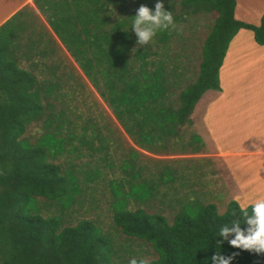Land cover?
I'll use <instances>...</instances> for the list:
<instances>
[{
  "label": "trees",
  "instance_id": "16d2710c",
  "mask_svg": "<svg viewBox=\"0 0 264 264\" xmlns=\"http://www.w3.org/2000/svg\"><path fill=\"white\" fill-rule=\"evenodd\" d=\"M162 2L165 10L172 12L176 28L187 16L216 15L202 41L195 77L182 87L183 77L174 67L175 59L165 55L171 49L168 41L176 28L157 30L148 45H136L132 30L136 10L142 4L154 10L157 0H47L46 7L39 6L100 98L118 118L126 116L135 121L140 140L148 146L160 139L156 132L174 133L187 124L204 92L219 90L217 72L229 41L239 29L251 31L253 41L264 45V13L257 26L238 22L232 17L234 0H177V10L173 1L167 5L166 0ZM109 4L112 9L106 6ZM8 21L0 26V264H117L120 247L131 246L135 240L150 245L154 258L148 260L149 264H213L211 257L216 252L225 257L235 253L231 264H264V253L234 248L217 235L223 225L232 227L233 220H239L244 230L249 227L235 201L227 202L221 214L212 203L187 201L168 223L158 212H147L153 192L144 174L150 178L153 172L137 165L132 173L129 163L121 169L122 180L106 185L114 234L103 233L97 220L81 218L74 225H64V217L72 213L71 206L82 207L87 199V206L92 207L94 192L100 191L93 176L81 182L72 174H82L81 166L88 168L92 161L76 167L72 163L84 159L81 147L91 151L90 157L86 156L91 159L92 151L102 148L98 143L106 142L101 135L102 114L84 118L85 126L77 136L70 122L83 118L64 117L63 109L72 106L69 101L76 102V96L69 92L81 94L85 85L78 77L68 87L73 75L66 69L56 72L60 61L50 63L40 80L32 71L19 67L18 51L21 54L22 49L38 44L33 38L28 43L30 37L25 44L20 41V32L29 23L10 27ZM152 47L160 57L152 59ZM35 65L31 63L30 68ZM65 86L67 90H63ZM172 89H178L175 101L170 98ZM37 122L42 131L30 143L23 135ZM75 141L79 147L72 146ZM195 148L192 146L191 151ZM60 157L68 161L64 165L56 163ZM96 162L91 170L105 165L102 157ZM162 166L154 173L160 185H171L179 179L175 169ZM180 183L185 181L181 179ZM165 195V191L160 192L157 201L171 204ZM129 201L135 208L127 207ZM173 202L182 203L177 199ZM41 207H53L56 215L42 217L38 213ZM245 208L251 216V205ZM113 236H121L123 242ZM233 238L234 234L228 237Z\"/></svg>",
  "mask_w": 264,
  "mask_h": 264
},
{
  "label": "rangeland",
  "instance_id": "374dc122",
  "mask_svg": "<svg viewBox=\"0 0 264 264\" xmlns=\"http://www.w3.org/2000/svg\"><path fill=\"white\" fill-rule=\"evenodd\" d=\"M169 1H173V6H175L174 10H177L178 7L175 3L177 0H166V3H169ZM215 16L216 15L213 12L208 14L200 13L195 15V18L194 16H187L186 20L180 23L176 28L177 32L173 35V38L176 39L168 41L172 51L178 52V55L173 56L172 59H175L174 63L176 66L185 70V78L190 76V74H196L197 72V64L200 59V47L203 39L213 24ZM181 52H184L186 55ZM61 55L64 63L76 73L67 82L68 87L73 86V84H75L74 81L79 80L77 74H80L71 65L72 63L70 62V59L67 58L65 54ZM37 77L43 78L45 75H37ZM194 77L195 75H191L188 78L189 81H192ZM81 81L85 85V90L77 95H75L74 92H69L70 95L76 96V102L69 101L72 106L63 109L64 117L70 118L81 116V118H83L77 122H70L72 131L78 136L82 133L80 127L82 128L85 126V123H83L84 118L92 114H102L101 121L103 120L104 123H102L101 126V135L104 136L103 138L106 139V142L100 141L98 143V146H101L102 148L99 151H92L91 159H86V156L88 157L91 151L85 147H81L80 154L84 156V159L73 160L72 164L75 167L85 161H92V165L88 166V168L85 167V165L81 166L83 170L82 174L75 172L72 174L80 179L81 182H86L93 176L92 178L100 191L94 192V198L91 199L93 203V205H91L92 207L87 206V199L82 207L75 205L71 206L70 209L72 213L66 214V217H64V225H74L76 220L81 218L97 220L101 224L100 227L103 233L114 234V228L111 226V213L108 207L110 195L106 185L108 182H119L122 180L123 174L121 169L123 165L127 163H129L128 171L132 170L130 171L132 173L136 172L134 169L137 165L147 167L150 172H153L151 173L150 178L148 177V173L147 175L144 174L149 191L152 189L153 192V197H151L152 202L149 204L151 209L149 208L147 212H158L166 218L168 223H171L173 215L179 211L180 207L185 202L194 199H198L199 203L202 205L209 203L214 204L217 213L221 214L224 211L227 202L231 201L232 197H236V194L241 189H244L241 195L246 196L245 198L247 199L249 198L248 202L264 198V188L258 183L256 177L247 181L246 185L243 182H236L238 178L234 180L233 176L228 173L223 161L225 159L215 155L216 150L210 144L208 145L206 138H203L204 145L200 147L202 143L201 139L197 132H195L194 128L187 126L189 123L185 124V126L181 128V131H177L175 136H168V138L162 137L157 140V142L152 143L150 148L144 146L145 148H148L151 153H145L143 150H137L134 152L129 148L130 146L128 145L129 143L127 140L119 136V131L114 121L109 116L111 114L110 109L103 103L102 98H100L97 91L92 88L90 82L86 79H82ZM186 81L187 80L181 82V87L184 86ZM224 85L225 84H223V86ZM63 90H67V86H65ZM177 92L178 89H172L170 97L172 101L176 100ZM203 98H206V96L203 95L201 99ZM55 106L56 108L58 107L57 104ZM197 106L199 105H196L195 107ZM110 128L113 129L110 130ZM41 131V124L39 122L33 123L27 127L23 136L28 139L30 143H33ZM88 134L89 132L87 135ZM197 136L199 137V140L197 139ZM190 137L192 139H190ZM195 138L198 141L195 140ZM191 140H195V143L193 141L191 142ZM139 141L142 142L141 140ZM72 146L79 147L76 141L72 142ZM192 146L199 147L197 154L190 153ZM99 157L104 159L105 165L103 167H98V169L91 170L98 164L96 161ZM66 161L68 160L60 157L56 163L64 165ZM162 165H165L168 168H174L180 174H185V170L188 167V171L191 175H185L186 178H188V182L186 181L187 184H184L185 186H183L180 181H176L171 185H160V181L156 178L154 173L158 171L159 167L162 168ZM78 174H80V176ZM153 174L155 177H152ZM200 177H202V180H200ZM140 180H142V178ZM159 191L166 192L165 199H169L171 204H161V202L157 201L160 199ZM190 191H193L195 194L192 195ZM200 192L202 193L201 195H199ZM175 199L180 200L182 203H174L173 201ZM40 206L42 205L40 204ZM127 207L133 209L135 208V205L129 201ZM38 213L42 217L56 215L53 207H41ZM113 237L117 242H123L121 236ZM120 250L122 251V254L120 253L121 260L117 264H128L130 259L133 258L147 260L154 258V253L152 252L150 245L138 240L133 241L131 246L120 247Z\"/></svg>",
  "mask_w": 264,
  "mask_h": 264
},
{
  "label": "crops",
  "instance_id": "0c3cea01",
  "mask_svg": "<svg viewBox=\"0 0 264 264\" xmlns=\"http://www.w3.org/2000/svg\"><path fill=\"white\" fill-rule=\"evenodd\" d=\"M46 2L47 0H0V26L8 20L10 27H20L22 24L29 23L30 26L20 32V41L25 44L30 37L28 43L33 38L38 44L34 48L22 49L21 54L18 51L19 67L32 71L36 76H44L51 67L50 63L60 61L61 65L56 72H65L64 69H66V72L74 75L76 73L72 68L64 63L61 54H65L70 59L71 65L79 72L80 75L77 74V76L85 80L84 73L57 38L45 16L39 11V6L46 7L44 6ZM263 13L264 0H234L232 17L238 22L257 26ZM31 34L34 36H29ZM173 37L171 35L169 41L176 39ZM44 44H50L52 48H47ZM21 48H24L23 45ZM152 50L155 51L152 59L160 57L156 49L152 47ZM165 55L175 56L178 52L172 51L171 48L167 50V53L165 52ZM31 63L36 65L30 68ZM171 66L170 63L167 68ZM174 67L177 68L178 73H181L183 77L181 81H189L188 78L195 75L192 73L185 78V70L179 66ZM217 77L219 90H208L200 96L188 116L189 125L187 126L194 128L199 135L202 142L200 147L204 145L203 138H206L208 145L210 144L216 150L215 155L225 159L222 160L228 173L234 180L238 178L236 182H243L246 185L247 181L256 177L258 183L264 188V45L259 46L253 41L251 31L239 29L229 41ZM37 79L42 78L37 77ZM203 95L206 98L201 99ZM102 101L110 109L109 116L114 121L119 136L129 143V148L134 152L143 150L145 153H151L148 150L150 146L139 141L141 132L134 124L135 121H130L126 116L118 118L113 114L109 104L104 99ZM196 105L199 106L195 107ZM125 127L128 129L125 130ZM181 128L183 127L174 133H156L160 138H168V136H175ZM199 137L197 136L198 140ZM198 150L199 147H196L190 153L197 154ZM186 170L185 174H180L176 170L179 177L176 181L183 179L185 181L181 184L183 186L188 182L186 176L191 175L188 167ZM243 191L244 189H241L236 194L240 197L239 204L233 197L231 201H235L239 207L252 205L256 200L248 202L249 198L241 195ZM190 193L195 194L193 191ZM201 194L200 192L199 195Z\"/></svg>",
  "mask_w": 264,
  "mask_h": 264
},
{
  "label": "clouds",
  "instance_id": "9594fccd",
  "mask_svg": "<svg viewBox=\"0 0 264 264\" xmlns=\"http://www.w3.org/2000/svg\"><path fill=\"white\" fill-rule=\"evenodd\" d=\"M106 6L112 9L111 4ZM170 27L175 29L176 24L172 12L165 10L162 0H157L154 10L146 5H140L136 10L132 22V30L135 32L137 37L136 43L139 46L148 45L156 35L157 30H166ZM234 199L239 204L240 197L237 196ZM251 207L252 215L249 216L244 205H240L241 213L245 218L244 223L249 225L246 230L241 228L239 220H233L231 222L232 227H229L227 224L223 225L217 235L223 237V240L228 241L234 248L254 251L260 254L264 253V198L257 199ZM230 234H234V238L231 240L228 239ZM235 255L234 253L231 256L225 257L220 252H216L211 257V260L213 264H231ZM129 264H149V261L147 259H140L138 261L133 258Z\"/></svg>",
  "mask_w": 264,
  "mask_h": 264
}]
</instances>
